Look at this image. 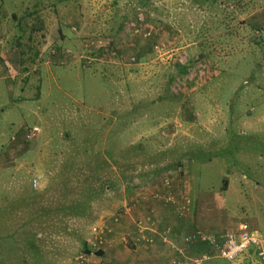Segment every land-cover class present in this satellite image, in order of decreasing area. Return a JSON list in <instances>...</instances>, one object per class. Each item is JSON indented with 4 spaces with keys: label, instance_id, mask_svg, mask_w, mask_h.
Returning a JSON list of instances; mask_svg holds the SVG:
<instances>
[{
    "label": "rangeland",
    "instance_id": "rangeland-1",
    "mask_svg": "<svg viewBox=\"0 0 264 264\" xmlns=\"http://www.w3.org/2000/svg\"><path fill=\"white\" fill-rule=\"evenodd\" d=\"M164 177L212 236L264 238V0H0V264L129 240Z\"/></svg>",
    "mask_w": 264,
    "mask_h": 264
},
{
    "label": "built area",
    "instance_id": "built-area-1",
    "mask_svg": "<svg viewBox=\"0 0 264 264\" xmlns=\"http://www.w3.org/2000/svg\"><path fill=\"white\" fill-rule=\"evenodd\" d=\"M39 130L33 128L30 136L33 137ZM159 185H140L135 193L139 194L141 201L143 198H151L156 201H162L165 205H177L179 211L183 214L186 213L190 207V201L185 194H180L181 197L177 202L175 198L170 195L171 181L169 178L164 177ZM37 186L36 181H33V187ZM156 186L158 189H156ZM155 189L156 191H151ZM162 193L165 194L162 197ZM175 201V202H174ZM139 201H135L127 207L126 212L136 209ZM100 224V223H99ZM97 224L91 229L93 240L89 242V252H80L74 259L72 264H107L103 261L102 255H97L99 249H102V243L105 240L106 234L102 225ZM157 222L152 216H146L139 219L135 223V230L137 234L136 243L144 242L147 244L152 243V237H145V234L151 235L158 234L156 232ZM159 240L166 248L167 262L165 264H203L205 261L220 258L227 262H232L243 254L251 252L257 261V264H264V238L255 233L247 224L241 223L234 229H230L219 236L205 235L201 232H195L181 239L180 244H176L170 238L169 230H163L159 233ZM195 243H204L207 245L208 250L197 256L190 255L187 248ZM97 251V252H96ZM100 253V252H99Z\"/></svg>",
    "mask_w": 264,
    "mask_h": 264
},
{
    "label": "crops",
    "instance_id": "crops-1",
    "mask_svg": "<svg viewBox=\"0 0 264 264\" xmlns=\"http://www.w3.org/2000/svg\"><path fill=\"white\" fill-rule=\"evenodd\" d=\"M156 189H158L157 186ZM172 192L173 194L170 193V195H173L178 202L181 195L175 193V190ZM163 195L165 194L162 193V197ZM174 205L165 206L162 202L151 199L141 201L140 206L135 210V214L138 216L143 215V217L152 216L157 222L156 232L158 234H145V237H152L151 244L144 242L136 243L135 237L137 234L135 227L133 224L131 226L125 222L117 229L125 233L130 232L129 240H120V235L117 232L109 236V239L102 243L103 251H105V254H102L103 261L107 264H165L168 259L166 257V248L162 245L158 236L163 230H169L170 238L176 244H180L182 238L195 232L212 235L211 229L208 228L212 226L208 223L207 218L204 217L205 215L194 211L192 203L188 211L183 214L179 211L177 205ZM234 228L235 226L232 229ZM220 233L217 234L220 235ZM188 250L190 255L197 256L206 252L208 248L204 243H195L188 247ZM246 255L252 256L251 260L255 261L251 252L244 254L243 259Z\"/></svg>",
    "mask_w": 264,
    "mask_h": 264
},
{
    "label": "trees",
    "instance_id": "trees-1",
    "mask_svg": "<svg viewBox=\"0 0 264 264\" xmlns=\"http://www.w3.org/2000/svg\"><path fill=\"white\" fill-rule=\"evenodd\" d=\"M185 70L186 69H181L180 71H181V73H185ZM223 187H225L226 188V185H227V182H226V180L225 181H223ZM224 188V189H225ZM39 197V195L37 194V193H34V192H32V191H29L27 194L26 193H24V195H23V197H22V199H21V201L24 199V200H28V199H32V198H38ZM40 198V197H39ZM38 198V199H39ZM83 207H78V206H75V205H71L70 207H69V209L70 210H75V212L74 213H78V214H76V215H79V216H82L83 215V211H77V209H79V210H84V209H86L87 208V206H88V204H87V202H84L83 203ZM48 208H46V206H42L41 208H40V212L42 213V216L43 217H45V215H46V210H47ZM46 216H50V213H48ZM0 233H2V231H0ZM1 236V235H0ZM9 238L10 236L9 235H6V238ZM7 238V239H8ZM11 248V247H10ZM83 252H86V253H88L89 252V245L87 244V242H83ZM97 255H100V253L99 252H97Z\"/></svg>",
    "mask_w": 264,
    "mask_h": 264
}]
</instances>
